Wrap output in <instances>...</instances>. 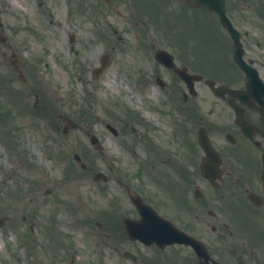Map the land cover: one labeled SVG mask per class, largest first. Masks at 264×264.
<instances>
[{"label": "rangeland", "instance_id": "374dc122", "mask_svg": "<svg viewBox=\"0 0 264 264\" xmlns=\"http://www.w3.org/2000/svg\"><path fill=\"white\" fill-rule=\"evenodd\" d=\"M37 1L14 0L19 11L14 16H8V20L15 28L18 27L17 38L21 43L27 33L21 15H26V10L29 9L32 16ZM43 1V10L46 9L47 12L52 8L55 14L53 8L58 0ZM229 3H232V0H228ZM83 6L86 7L84 3L78 4L81 12L76 15L77 29L67 32V35L72 34L69 42L66 29L65 33L61 29L66 27L64 21L60 20L59 24L56 16L53 18L45 14V17H42L40 13L36 14V20L44 25V40H40L39 44L45 48H30L29 52L30 57H35L34 54L40 57L36 64L41 70H36V73L42 90L47 96L58 101L62 115L56 117L57 125L54 117L42 108V98L35 101V106L30 111L24 110L25 112L21 111L18 115L16 104L21 105L19 92L28 93L27 97L33 101V86L29 81L23 83L8 74L7 70H11L10 64L7 58L0 56V217H5L0 227V264H63L58 262L61 258H71L73 264H119L120 261L114 256V252L103 247L102 236L98 234L95 220L101 219L100 211L104 210L105 204L113 198L126 205L125 196L113 180L95 185L90 183L88 176L82 177L87 180H81L83 174H80L79 165L73 161L72 154H80L84 162L94 163L100 169L105 162L113 167L114 175L138 184L139 179L135 176L129 177L133 173H129V170L133 171L136 163L147 158L148 154H154L152 141L165 144V158L180 160L182 156L179 155L183 154L185 158V151L188 150L183 144V138L178 135L180 133L176 118L180 116L174 114L173 106L164 103L161 91L151 82L152 73L155 71L151 54L145 57L144 50L135 47H140L143 40L135 37L137 30L134 22L132 21V28L127 27L114 14L105 15L104 18L98 15L96 9H89L84 14L83 11L86 10ZM243 6L247 11L248 3L241 0V8ZM163 8L161 11L166 14ZM245 17L253 30H259L261 36L258 40H262L264 10L254 7ZM135 21L140 26L141 22ZM104 23L110 24L105 27L106 36L101 33ZM206 29L204 19L191 24L184 30L186 33L182 48H170V51L174 55H179L178 52L185 54V58L197 68L203 69L207 74H215L217 50L227 48L226 41L217 29V43L214 41L209 44V35L207 38L202 35ZM259 33H256L255 41L251 35L249 38L245 37L244 41L249 43V48L259 52L264 61V41H256ZM99 37L112 41L117 47L113 50L111 64L99 78L93 79L90 70L99 53L104 52V46L100 44L104 41ZM216 44L218 49L214 48ZM157 72L161 74V69ZM4 74L8 75L7 78ZM141 75L152 84L143 87ZM133 85L135 90L128 91ZM20 88L23 90H19ZM200 91L209 94L205 86ZM142 92L148 97L143 96ZM166 93L171 96L175 91L168 86ZM131 95V99H134L132 105L138 108L143 121H136L135 129L132 127V121L122 117V123L119 125L122 127L124 124L125 128L121 129L122 132H119L118 136H113L104 122H112L117 126V118L126 108H131L130 102L127 101ZM210 99V96L203 98L205 108ZM11 105H14V108ZM78 107L90 110L89 120L85 122L78 119L75 111ZM12 112L17 116L8 115ZM3 113L5 115L2 116ZM191 118L190 115L178 123L190 147L194 144L190 132ZM130 127L133 128L132 133L129 132ZM92 133L99 141L97 149L89 144V136ZM134 137L138 139L137 143H142L136 146V143L130 140ZM144 143L152 147L150 151L145 148ZM160 154L161 152L157 157L160 158ZM174 155L176 157H173ZM113 157L121 158L116 161ZM70 166H73V170L67 175L66 169ZM145 175L147 178L142 179V182L149 184L152 175L149 172ZM147 187L151 188L149 185ZM18 196L19 199H16ZM13 198L15 199L12 201ZM90 218L93 221L90 222ZM53 220L54 226L51 223ZM102 231H105L104 227ZM109 232L114 235L118 230L110 228ZM54 233L57 236L56 241ZM119 243L115 240L113 245L118 246ZM141 246L137 249L144 254L146 250ZM63 248H67L68 252L63 251Z\"/></svg>", "mask_w": 264, "mask_h": 264}, {"label": "flooded vegetation", "instance_id": "af4514ba", "mask_svg": "<svg viewBox=\"0 0 264 264\" xmlns=\"http://www.w3.org/2000/svg\"><path fill=\"white\" fill-rule=\"evenodd\" d=\"M58 1H55V15L70 28L77 21L76 6L80 0ZM82 1L86 6L84 14L89 9H96L102 17L114 13L130 24L133 21L135 26V20L141 21L142 25L135 28L137 38L144 35L147 37L149 30L145 27L151 25L150 32L156 42V45L154 41L151 42L153 50L163 48L160 42H171L173 36L179 38L189 27L190 21L201 20L200 16L204 13L207 14L204 18L206 26L215 27L212 31L217 33V15L208 8L191 6L190 0ZM227 1L225 0L226 9ZM244 1L252 10L254 7L264 10V0ZM210 2L216 3L214 0ZM239 2L240 0H232L229 4V17L238 29H250L248 18L239 13ZM39 4L36 2L40 11ZM159 6L166 9V14L149 19L138 16L140 13L148 15L158 12ZM49 14L52 15V12ZM26 15L24 25L27 33H30L36 24L31 19L29 9L26 10ZM103 25L102 33L110 24ZM40 26L38 23V27ZM9 30V38L1 37L0 32V48H7L10 62L18 65L22 75L36 77L35 71L21 61L17 53L16 48L20 47L13 41L15 28L9 27ZM37 33L33 31L29 35V42L35 45H23V48H43L38 43L40 35ZM233 49L217 50L215 77L205 76L203 69L197 68L183 55L173 58L179 69L202 77L193 83L196 86L194 93L183 92L185 82L173 68L158 63L161 74L154 73V77L161 75L165 80L164 87L161 88H165V84H176L181 90L182 108L198 115L195 126H202L206 130L213 148L203 167V151L200 148L190 159H168L162 162V166L156 170L155 178L163 196L155 199V195L154 200L152 199L154 202L151 201L156 211L165 215L180 230L203 243L204 251L210 258L205 263V256H202L201 264H264V61L253 48H242L241 58L247 68L245 71L234 60ZM247 73L255 76L248 79ZM205 78L214 79L217 95L210 92L213 100L209 102L207 109H202L203 98H209L200 91L205 86ZM174 97L177 95L172 98ZM193 106L196 108L192 109ZM152 247L153 264H198L200 261L190 245L172 243L162 248L156 245Z\"/></svg>", "mask_w": 264, "mask_h": 264}, {"label": "water", "instance_id": "95a60500", "mask_svg": "<svg viewBox=\"0 0 264 264\" xmlns=\"http://www.w3.org/2000/svg\"><path fill=\"white\" fill-rule=\"evenodd\" d=\"M219 13H220V15H221V18H222V22L227 26V29L230 31V23H229V21L227 20V18L225 17V15L223 14V11L221 10V11H219ZM230 34L231 35H233L232 34V32L230 31ZM149 219L148 218H144L143 219V224L139 227V226H135V228H140V229H143V228H145L146 226H149L150 228H151V226H150V224L149 223H146L147 221H148ZM145 241H151L152 239H154V238H148V237H150V235H142L141 236Z\"/></svg>", "mask_w": 264, "mask_h": 264}]
</instances>
